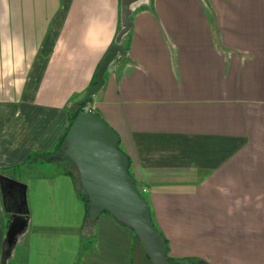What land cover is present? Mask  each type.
<instances>
[{
	"label": "crops",
	"instance_id": "0c3cea01",
	"mask_svg": "<svg viewBox=\"0 0 264 264\" xmlns=\"http://www.w3.org/2000/svg\"><path fill=\"white\" fill-rule=\"evenodd\" d=\"M135 5L83 111L117 133L170 261L264 264V0ZM121 29V0H0V177L26 186L29 210L7 257L0 185V264H152L111 215L85 223L63 168L29 163L64 136Z\"/></svg>",
	"mask_w": 264,
	"mask_h": 264
},
{
	"label": "water",
	"instance_id": "95a60500",
	"mask_svg": "<svg viewBox=\"0 0 264 264\" xmlns=\"http://www.w3.org/2000/svg\"><path fill=\"white\" fill-rule=\"evenodd\" d=\"M142 1L145 0H121L122 29L98 68L97 84L90 88L80 105L102 88L106 71L122 51L119 42L133 26L132 7ZM60 149V159L69 160L78 171L79 182L89 200V221L96 222L103 213H109L135 233L152 264H175L167 256L166 240L153 223L147 200L129 173V159L119 148L117 133L97 113L82 111L73 122ZM5 182L22 186V201L27 202L24 184L1 176L2 191ZM28 221L27 217L15 216L8 231L10 243H14L26 229ZM198 264L208 263L201 260Z\"/></svg>",
	"mask_w": 264,
	"mask_h": 264
},
{
	"label": "trees",
	"instance_id": "16d2710c",
	"mask_svg": "<svg viewBox=\"0 0 264 264\" xmlns=\"http://www.w3.org/2000/svg\"><path fill=\"white\" fill-rule=\"evenodd\" d=\"M134 7L135 6H133L132 9ZM97 79H98V74H96V76H95V81H94L93 85L97 84ZM91 100H92V96L88 99L87 103L90 102ZM87 103H84V104L78 106L74 112H71L69 127H68L67 131L65 132L64 136L61 138V140L57 143L55 148L50 150V151L32 154L29 157V163L34 164L35 162H39L38 160L42 159V160H45V162L51 163L52 165L58 166L60 168H64L66 174L72 176L74 178L77 186H78L79 197H80L81 201L85 204L86 211H87L85 223L90 224V221L88 220L89 200H88L87 195L85 194V192L83 191V189L80 185L79 178H78V172L75 173L71 169V167H75V166L69 160L60 159V155L62 154L61 149H60L61 145L63 144L64 139H65L68 131L70 130L73 122L75 121L77 116L83 111V109ZM22 194H23L22 186H20L19 184H16V183H12V182H5V186H4V189L2 191V195H3V201H4L5 215L7 217L9 226H10L11 222H13V220L15 219V216L27 217V219L29 220L28 205H27V202L24 203L22 201ZM107 214L110 215L109 213H107ZM9 241L10 240L8 239V242ZM15 242H16V240H15ZM14 243L9 242L6 245L5 255L7 257H9L10 251H11L10 248L12 247V245ZM167 248H168V244H167ZM193 263L197 264L198 262L193 261Z\"/></svg>",
	"mask_w": 264,
	"mask_h": 264
},
{
	"label": "rangeland",
	"instance_id": "374dc122",
	"mask_svg": "<svg viewBox=\"0 0 264 264\" xmlns=\"http://www.w3.org/2000/svg\"><path fill=\"white\" fill-rule=\"evenodd\" d=\"M134 6H136L135 4H134ZM46 165H47V163H46ZM49 165V164H48ZM64 169V168H63ZM71 169L75 172V173H77L78 171H77V169H76V167H71ZM78 178H79V174H78ZM143 196L144 197H147L148 198V195L147 194H145V193H143ZM84 233H85V235H84V238H83V240H84V242H89V244L87 245V248L89 247V245H90V243H91V241H89V235H86V233L88 234V231H84ZM16 243H17V239H16ZM16 243H14L13 245H12V247H15V244ZM86 248V247H85ZM87 253V250L86 251H84L83 252V255L84 254H86Z\"/></svg>",
	"mask_w": 264,
	"mask_h": 264
},
{
	"label": "built area",
	"instance_id": "2783aa9c",
	"mask_svg": "<svg viewBox=\"0 0 264 264\" xmlns=\"http://www.w3.org/2000/svg\"><path fill=\"white\" fill-rule=\"evenodd\" d=\"M85 111H89V110H85ZM89 112H91V111H89ZM148 190L146 189V188H143L142 190H141V192H140V190H139V192L143 195V193H146Z\"/></svg>",
	"mask_w": 264,
	"mask_h": 264
},
{
	"label": "flooded vegetation",
	"instance_id": "af4514ba",
	"mask_svg": "<svg viewBox=\"0 0 264 264\" xmlns=\"http://www.w3.org/2000/svg\"><path fill=\"white\" fill-rule=\"evenodd\" d=\"M81 185V184H80ZM89 220V219H88Z\"/></svg>",
	"mask_w": 264,
	"mask_h": 264
}]
</instances>
